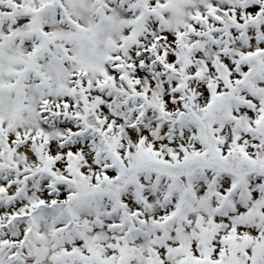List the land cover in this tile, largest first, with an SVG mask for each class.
Masks as SVG:
<instances>
[{
    "label": "snow or ice",
    "instance_id": "6c2138e0",
    "mask_svg": "<svg viewBox=\"0 0 264 264\" xmlns=\"http://www.w3.org/2000/svg\"><path fill=\"white\" fill-rule=\"evenodd\" d=\"M0 264H264V0H0Z\"/></svg>",
    "mask_w": 264,
    "mask_h": 264
}]
</instances>
